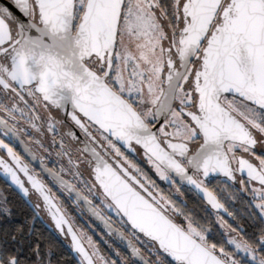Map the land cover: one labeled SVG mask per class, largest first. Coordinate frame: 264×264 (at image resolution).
Segmentation results:
<instances>
[{
	"label": "snow or ice",
	"instance_id": "6c2138e0",
	"mask_svg": "<svg viewBox=\"0 0 264 264\" xmlns=\"http://www.w3.org/2000/svg\"><path fill=\"white\" fill-rule=\"evenodd\" d=\"M0 175L78 264H264V0L0 3ZM236 199L251 232L222 202ZM65 200L116 238L110 256ZM50 257L0 239V264Z\"/></svg>",
	"mask_w": 264,
	"mask_h": 264
},
{
	"label": "flooded vegetation",
	"instance_id": "af4514ba",
	"mask_svg": "<svg viewBox=\"0 0 264 264\" xmlns=\"http://www.w3.org/2000/svg\"><path fill=\"white\" fill-rule=\"evenodd\" d=\"M7 3V0H4ZM62 113L57 116V119L62 118ZM66 129L60 128V131L63 132ZM24 139H27L24 137ZM18 151H21L23 153V146H19L17 148ZM134 158L137 160H141V157L139 155H134ZM142 167H144L147 170V165L142 164ZM213 183L210 185V187L213 188H224V177L220 176L217 178H212ZM1 180V179H0ZM2 183L5 184L1 180ZM6 185V184H5ZM7 188L11 189L12 192L18 197L15 198L19 202V206L22 209L21 214L25 215V221L24 224L27 225L28 231L27 233L24 234L23 231L17 232L16 229H10L7 231H3L0 229V239H3L7 234H15L17 240L20 242L24 255L25 256H30L31 255V249L37 244H32L31 237L33 236L35 231H41L45 236H50L52 237L56 242H57V247L55 248L59 252V257L62 261H55L53 258L55 256L54 251L49 247V246H44V245H39L42 251L44 252H50L51 253V264H78V261L75 259V257L72 254V249L70 246V237H64L62 236L58 230H56L54 223L52 222L51 218L45 213L44 211H40L39 217L35 216V212L33 208L29 207L26 201L21 198L12 188L8 187ZM239 185H236V188H238ZM228 191H234V189H228L224 192V196H227ZM0 194L5 196L4 190L2 187H0ZM195 196L198 198L193 192H188L185 191L184 196L182 197L186 202L188 199H193L192 197ZM6 197V196H5ZM30 199L33 201V203L36 202V198L34 196L30 197ZM199 199V198H198ZM14 200V199H13ZM202 202V201H201ZM222 202L225 203L226 207H229L231 211L237 214L239 223L244 225L249 232L253 231V222L249 221L247 216H246V201L242 199H236V200H222ZM9 200L7 198V207L9 210H11V206L9 204ZM203 203V202H202ZM65 208L69 212V214L74 218L76 225L81 227L85 232L88 233V235H91L95 241H97L101 251L105 255H111L112 254V249H109L104 243L103 240H114L116 239L115 237L109 238L104 235V225L99 221L95 220L94 218H90L89 213L85 209L84 212L81 214L74 210L73 206L71 205L70 201L65 200L64 201ZM199 211V216L205 217V219L208 221V226L213 229V234L215 235L218 233L220 230L215 224V216L212 214L214 211L211 210L210 208H207V211H205V205L204 203L202 204V207ZM12 214V213H11ZM3 215H0V220ZM226 219H229V222H231L230 218L225 217ZM34 221L33 225L32 222ZM103 238V239H102ZM121 252L122 255H126L125 251V245L121 243L119 240L116 241V244L113 245V248H117ZM66 258L67 262H63V259Z\"/></svg>",
	"mask_w": 264,
	"mask_h": 264
},
{
	"label": "trees",
	"instance_id": "16d2710c",
	"mask_svg": "<svg viewBox=\"0 0 264 264\" xmlns=\"http://www.w3.org/2000/svg\"><path fill=\"white\" fill-rule=\"evenodd\" d=\"M0 187L4 190L6 198L9 200V204L11 206L10 212L11 217H5L2 216L0 220V229L3 231H7L10 229H20L21 231L27 233L28 227L26 224H24L25 221V215L21 214L22 209L19 206V202L15 199L18 198L11 189L7 188L4 183L0 180ZM193 199H188L187 204L189 208L194 209L197 214H199V211H201L202 202L196 198L195 196L192 197ZM14 199V200H13ZM32 244H39L44 246H49L54 251V260L62 261L59 257V252L55 249L57 247V242L50 236H45L41 231H35L33 236L31 237ZM63 262H67L66 258L63 259ZM64 264V263H63Z\"/></svg>",
	"mask_w": 264,
	"mask_h": 264
},
{
	"label": "water",
	"instance_id": "95a60500",
	"mask_svg": "<svg viewBox=\"0 0 264 264\" xmlns=\"http://www.w3.org/2000/svg\"><path fill=\"white\" fill-rule=\"evenodd\" d=\"M0 3H6L4 0H0ZM214 178H217V177H214ZM0 179L3 181V182H5V184L8 186V187H10V188H12L21 198H23L25 201H26V198H24L23 196H22V194L21 193H19L18 192V190H16L14 187H12V186H10V184H9V182L6 180V178L5 177H3L2 175H0ZM193 193L197 196V194L193 191ZM198 197V196H197ZM210 208V207H209ZM211 209V208H210ZM212 210V209H211ZM214 211V210H213ZM33 223H34V221L32 222V225H33ZM72 254H73V256L75 257V259L77 260V261H79V257L77 256V254L76 253H74L73 251H72Z\"/></svg>",
	"mask_w": 264,
	"mask_h": 264
}]
</instances>
